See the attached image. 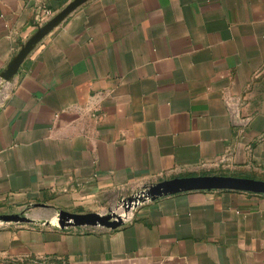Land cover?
<instances>
[{"label":"crops","instance_id":"0c3cea01","mask_svg":"<svg viewBox=\"0 0 264 264\" xmlns=\"http://www.w3.org/2000/svg\"><path fill=\"white\" fill-rule=\"evenodd\" d=\"M69 1L0 0V72L38 5ZM0 87V216L30 219L0 222V264H264V193L180 191L115 229L54 222L162 180L264 172V0H88Z\"/></svg>","mask_w":264,"mask_h":264},{"label":"water","instance_id":"95a60500","mask_svg":"<svg viewBox=\"0 0 264 264\" xmlns=\"http://www.w3.org/2000/svg\"><path fill=\"white\" fill-rule=\"evenodd\" d=\"M88 0H70L58 12L39 25L36 30L20 45L17 53L10 59L6 67L0 72V78L10 82L17 73L21 63L28 53L53 28L62 22L72 11ZM236 189L264 193V180L224 175H197L162 180L148 186L147 196L150 200L158 197L188 190ZM2 221L29 222L30 219L18 214L1 215ZM60 228L76 226H100L115 229L123 224V220L115 213L99 214L96 212L70 213L58 211L56 217Z\"/></svg>","mask_w":264,"mask_h":264},{"label":"built area","instance_id":"2783aa9c","mask_svg":"<svg viewBox=\"0 0 264 264\" xmlns=\"http://www.w3.org/2000/svg\"><path fill=\"white\" fill-rule=\"evenodd\" d=\"M37 9H38V22H40V21L45 22L48 18H50L52 16L51 10L44 8V6H42V3L38 5ZM44 17H45V19H44ZM3 82H5V81H3ZM5 83H8V82H5ZM4 96H5L4 91L0 87V98H3ZM233 111H235V108H233ZM146 189L148 190V186L146 187ZM140 196H142L143 199ZM148 201H151V200L149 199L147 194L144 195V194H139V193L134 194L129 199H127V201L125 203V211H123V213L119 214L120 218L123 220V223H125L126 221L129 220L133 211L139 205H141L144 202H148ZM0 222H3V221L0 220ZM42 224H44V222Z\"/></svg>","mask_w":264,"mask_h":264},{"label":"rangeland","instance_id":"374dc122","mask_svg":"<svg viewBox=\"0 0 264 264\" xmlns=\"http://www.w3.org/2000/svg\"><path fill=\"white\" fill-rule=\"evenodd\" d=\"M249 175H251V177H253L252 179L264 180V172H261L260 174H257V173L254 174V173H252V174H249ZM146 192H147V189L145 187V188H140L138 190H135V191H133L132 193H130L128 195L120 196L118 198L117 202L114 205H107V204L104 205L103 208L99 211V213L100 214H111V213H115V214L119 215L120 213H123V211H125V203H126L127 199H129L132 195L137 194V193L146 195ZM140 197L142 198V196H140ZM63 211L70 212V213H75V208L74 209L71 208L70 210L64 209ZM15 214H18L20 216L27 217L26 213L23 212V211L22 212L15 213ZM56 214L54 215V217L56 216ZM54 222L56 223V218L54 219ZM97 227H99V226H97Z\"/></svg>","mask_w":264,"mask_h":264},{"label":"bare ground","instance_id":"6f19581e","mask_svg":"<svg viewBox=\"0 0 264 264\" xmlns=\"http://www.w3.org/2000/svg\"><path fill=\"white\" fill-rule=\"evenodd\" d=\"M120 213V212H119Z\"/></svg>","mask_w":264,"mask_h":264}]
</instances>
